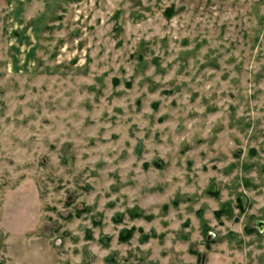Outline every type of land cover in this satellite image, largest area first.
Returning a JSON list of instances; mask_svg holds the SVG:
<instances>
[{
	"label": "rangeland",
	"instance_id": "1",
	"mask_svg": "<svg viewBox=\"0 0 264 264\" xmlns=\"http://www.w3.org/2000/svg\"><path fill=\"white\" fill-rule=\"evenodd\" d=\"M0 264H264V0H0Z\"/></svg>",
	"mask_w": 264,
	"mask_h": 264
},
{
	"label": "crops",
	"instance_id": "2",
	"mask_svg": "<svg viewBox=\"0 0 264 264\" xmlns=\"http://www.w3.org/2000/svg\"><path fill=\"white\" fill-rule=\"evenodd\" d=\"M16 10H18V9L16 8Z\"/></svg>",
	"mask_w": 264,
	"mask_h": 264
}]
</instances>
